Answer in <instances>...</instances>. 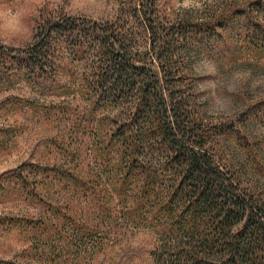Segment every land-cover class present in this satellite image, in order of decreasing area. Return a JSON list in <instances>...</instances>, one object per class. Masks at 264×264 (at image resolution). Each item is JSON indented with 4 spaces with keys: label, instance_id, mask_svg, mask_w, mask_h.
<instances>
[{
    "label": "trees",
    "instance_id": "1",
    "mask_svg": "<svg viewBox=\"0 0 264 264\" xmlns=\"http://www.w3.org/2000/svg\"><path fill=\"white\" fill-rule=\"evenodd\" d=\"M116 1L113 19L46 13L29 45H0V85L23 82L66 96L81 70L79 90L107 123L102 133L96 128L93 171L25 162L0 175V195L19 194L43 211L0 216V225L33 230L34 250L69 238L94 244L120 227L153 236L150 264H264V194L250 180H264V163L244 126L264 124V99L242 114L241 126L214 121L201 110L187 65L191 48L264 61V0L210 22L175 20L160 0ZM230 144L243 161L228 158L223 147ZM62 189L90 199L97 220L55 198Z\"/></svg>",
    "mask_w": 264,
    "mask_h": 264
},
{
    "label": "rangeland",
    "instance_id": "2",
    "mask_svg": "<svg viewBox=\"0 0 264 264\" xmlns=\"http://www.w3.org/2000/svg\"><path fill=\"white\" fill-rule=\"evenodd\" d=\"M251 1L254 0H160V6L164 13L172 15L175 20L210 22L215 20L210 19L212 15H220L233 7L247 8ZM30 4L27 11L32 31L27 37L30 41L27 45L33 41L37 23L43 14L64 13L106 21L113 19L119 8L116 0H30ZM259 17L264 21L263 14ZM222 50L224 49L220 48V51H217L219 52L217 56H210L207 51L191 48L187 55V65L191 75L196 79L199 100L202 104L201 110L205 114L212 103V98L210 93L201 91L204 82L197 79V74L193 71L195 65L204 56L214 59L219 64L221 75L225 72V66L245 67L254 73H264V61L251 58L236 59L237 55L228 56ZM80 71L76 72L70 81L74 93L66 96L42 94L23 82L16 83L11 88L0 85V103L7 98L10 101L6 109L0 110V175L25 162L43 165L58 163L75 169H89L88 171L98 168L93 158V140L99 124L102 126L97 129L102 133L107 123L99 121L100 117H94L90 102L79 90L82 89ZM263 99L264 97L253 99L246 90H243L235 98L237 110L234 116L214 121L234 122L237 127L241 126L238 122L242 120V114L246 113L254 103ZM256 125L259 124L247 123L244 126H247L246 133L258 143L257 153L263 158L264 163V137L253 136L250 132ZM223 148H226L224 151L228 158L234 159L236 164L244 160L243 152L232 144ZM250 180L251 183L255 182L256 190L264 194V180L259 176ZM19 196V194L0 195V216L42 215L43 211L37 204L26 202ZM55 198L84 214L87 220L88 218L92 222L97 220L99 210L94 207L90 199L76 195L69 189L59 190V195L56 194ZM106 224L109 222H106L105 226ZM125 230L120 227L111 230L107 228L103 238L94 244L82 245L75 241L68 244L69 238L43 248L38 246V250H34L30 239L34 234L33 230L6 229L3 224L0 225V260H11L20 264H45L47 260L46 263L51 264L50 254H59L61 246L60 258L55 259L52 264L59 262L60 264H150L149 251L154 243L153 236L145 230L135 233Z\"/></svg>",
    "mask_w": 264,
    "mask_h": 264
},
{
    "label": "clouds",
    "instance_id": "3",
    "mask_svg": "<svg viewBox=\"0 0 264 264\" xmlns=\"http://www.w3.org/2000/svg\"><path fill=\"white\" fill-rule=\"evenodd\" d=\"M30 0H0V44L27 46L32 31L29 23ZM196 78L203 81L202 92L210 93L212 103L206 115L213 119L229 118L237 110L235 98L246 90L253 99L264 97V73H254L245 67H227L221 75V67L212 58L204 56L193 69ZM227 93L228 95H225ZM253 136L264 137V124L250 130Z\"/></svg>",
    "mask_w": 264,
    "mask_h": 264
}]
</instances>
